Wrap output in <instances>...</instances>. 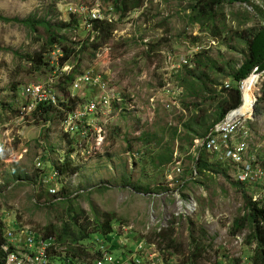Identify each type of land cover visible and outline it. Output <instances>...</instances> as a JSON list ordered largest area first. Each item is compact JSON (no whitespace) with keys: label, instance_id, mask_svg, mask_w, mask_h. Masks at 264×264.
<instances>
[{"label":"rangeland","instance_id":"rangeland-1","mask_svg":"<svg viewBox=\"0 0 264 264\" xmlns=\"http://www.w3.org/2000/svg\"><path fill=\"white\" fill-rule=\"evenodd\" d=\"M196 1L0 0V16L30 19L26 27L0 18V124H8L0 127L1 134L8 131L7 137L0 134V143L12 149L0 157V219L8 229L22 225L43 233L52 224L60 233L73 216L85 224L111 212L114 229L107 237L93 233L89 243L71 241L72 251L82 254L71 252L70 264H92L100 240L125 262L124 245L146 244L166 228L181 252L161 246L165 264H191L184 255L193 248L192 226L195 234L205 231L197 264H252L255 243H246L250 228L235 234L230 229L245 215L246 198L254 196L264 207V188L243 189L212 153L205 155L209 167L198 170L194 143L199 137L192 138L186 123L197 108L215 112L218 99L212 98L221 86L214 85L232 84L229 75L245 57L246 30L264 27V0L221 3L201 17L200 25L191 16ZM69 7L86 13L97 9L109 17L97 23L109 25L90 35L83 16L69 14ZM64 51L70 52L65 62L58 60ZM84 71L111 78L120 100L97 111L87 130L80 128L85 130L82 139L73 140L77 132L64 133V111L52 106L15 119L26 84L51 81L67 110L88 100L91 90L70 94L65 82ZM253 74L255 102L247 140L263 157L264 73ZM255 108L259 113L254 114ZM37 156L39 167L34 166ZM54 167L59 175L51 180ZM51 186L56 190L48 194ZM179 198L192 202L190 212ZM59 259L54 263L62 264Z\"/></svg>","mask_w":264,"mask_h":264},{"label":"built area","instance_id":"built-area-1","mask_svg":"<svg viewBox=\"0 0 264 264\" xmlns=\"http://www.w3.org/2000/svg\"><path fill=\"white\" fill-rule=\"evenodd\" d=\"M67 12L79 17L83 16L84 30L90 32V35L94 32V21L109 20L108 16L101 15L97 9H91L86 13L82 7H69L67 8ZM50 82L43 80L42 82L39 81L23 86L21 98L24 102L16 104V106L18 105V115L15 119H23L25 115L36 110L39 105L52 106L60 111H64V117L62 118L63 131L68 134L77 132L73 140H80L89 126L87 124L92 121L93 115L97 111L108 107L111 102L120 100V97L111 87V78L91 71H84L74 76L67 91L73 94V92L82 89H89L91 93L88 95V100L79 104L74 109L67 110L60 106L59 96ZM242 82L238 84L240 92H242ZM225 87L229 88L231 85L226 83ZM251 113L252 110L248 113L237 114L236 116L230 115L228 117V115H225L223 119L213 125L205 137L195 140L194 147L198 148V150L204 149L209 153L217 155L221 162L229 166L230 174H232L236 182L251 186L252 188H261L258 184L264 182L262 160L258 154L248 151L247 118L250 117ZM83 123L86 124L83 125ZM5 126H8V124H5ZM81 127H84L85 130H81ZM95 131L96 136H100V129ZM241 138H244L245 141L239 144L238 141ZM100 140H96L97 145L100 144ZM12 156L14 155H10V157ZM39 165H41V161L39 156H37L34 166L39 167ZM54 168L55 170H52L49 176L51 180L59 175L58 168ZM55 190L51 186L47 188V193L52 194ZM251 198L253 201H256L254 196H251ZM179 199L178 203L184 207V211L190 212L193 207L192 202H184L181 198ZM3 223L5 225V242L0 246V250L4 253L5 264H55L52 262V257L62 255L61 257L65 258L67 256L69 241L61 242L56 237H44L42 233H36L22 225H17L15 230H11L6 227L5 222ZM34 234H36V237H34ZM125 238H130L128 231L125 233ZM98 240L99 238H97ZM145 243H133L129 247L124 245L127 259L125 262H122L120 259L112 256L111 247L108 245L109 242L100 240L96 244L92 264H126L128 260L127 264H165L164 250L155 241L149 240L145 241ZM154 243L156 248H147V245H154ZM249 246L254 247V244Z\"/></svg>","mask_w":264,"mask_h":264},{"label":"trees","instance_id":"trees-1","mask_svg":"<svg viewBox=\"0 0 264 264\" xmlns=\"http://www.w3.org/2000/svg\"><path fill=\"white\" fill-rule=\"evenodd\" d=\"M249 0H197L194 5L191 7L192 15L196 17V23L201 24V17L206 15L207 17L211 15L212 11L215 10L221 3L233 4V3H245L248 4ZM122 9V7L120 8ZM3 20H9V22H18L24 26H30V19L18 21L16 19L10 20L9 18H5L0 16ZM103 22V21H101ZM95 25V26H94ZM109 25V24H106ZM105 25V26H106ZM102 23L94 22L93 29L100 30L102 29ZM246 37L244 40L245 44V57L240 66L232 73H230L229 78L232 83V86L226 88L225 86L221 85H214L216 88L217 86H221L220 90L214 92L216 93V98H212L215 102L216 99V109L215 112L208 113L206 108H197V114L192 115L189 121L186 123L189 132L192 134V138H203L209 132V130L213 127L215 123L219 120L223 119L224 116L229 112V110L236 108L241 104V92L238 88V84L241 81L248 78L252 73L261 74L264 73V27L259 29H248L246 30ZM70 52L64 51L62 57H59L58 60L66 61L67 56ZM62 61H59L58 64H62ZM35 64H40L36 62ZM36 66V65H35ZM194 76V74H190ZM205 79L207 78L206 74H203ZM264 77V74H263ZM74 77H68L66 82V87L70 85ZM198 80V77H196ZM193 84L196 85L195 79L192 80ZM204 85L207 91L208 86L205 82L201 83ZM221 98V99H219ZM262 99H264V82H263V89H262ZM197 104H195V107ZM42 108L46 111L47 106L39 105L38 108ZM259 113L257 108L254 109V114ZM207 152L204 149L198 154V162L197 168L203 169L204 167H209V164L205 162V155ZM262 164L264 166V153ZM217 165L221 168V170L225 171L227 168L217 161ZM237 183V182H235ZM238 185L242 186L243 189H247L245 184L237 183ZM246 213L244 216L235 219L232 228L230 229L231 234H235L238 231H241L244 226H248L250 228L249 234L246 236V243L251 245L255 243L254 253L251 257L252 264H264V207L260 205L258 201H253L251 196L246 198ZM111 212H107L104 219L101 221L97 216L93 220H86L85 224H79L78 218L79 216H73L70 221H66L64 226L62 227V231L60 233H56V226L52 224L47 225L43 229L44 237H56L61 242L69 241L67 256L65 258L61 256L59 257L62 264L70 263L71 259L69 256L73 253L74 256H79L80 253L82 254V250L76 252L75 249L72 251L73 243H80L81 241H86L89 237L94 234L102 233L104 235H100L103 237H107L113 229V219L114 216H111ZM4 230L5 225L2 223L0 219V246L5 242L4 238ZM197 231L196 227H191V245L193 248L184 255V257L188 258L191 261V264H197L199 259L201 258L202 252L204 250V242H205V231H202L200 234H195L194 232ZM128 236H132L128 233ZM157 238L158 246L163 247L165 250H175L177 253L181 252V249L174 243L176 242L174 238H172V231L171 228L162 229L159 232H156V235L153 238H150V241H154ZM72 241V242H71ZM89 243V242H88ZM177 246V247H175ZM161 247V249H163ZM69 251V253H68ZM72 252V253H71ZM4 253L0 250V264H5ZM55 257H52L54 259ZM182 264V263H181Z\"/></svg>","mask_w":264,"mask_h":264},{"label":"bare ground","instance_id":"bare-ground-1","mask_svg":"<svg viewBox=\"0 0 264 264\" xmlns=\"http://www.w3.org/2000/svg\"><path fill=\"white\" fill-rule=\"evenodd\" d=\"M7 3V2H6ZM254 76V74L253 75H250L248 78H246L245 80H243V82H242V86H241V89H242V97H241V99H242V101H241V104L239 105V107H236V108H233V109H231V110H229V112L226 114V115H228V117L230 116V115H233V116H236L237 114H244V113H248L250 110H252L253 108V104H254V102H255V96H254V89H255V87H253L254 85H255V81H254V79H252V77ZM232 85V84H231ZM252 113H253V110H252ZM249 118H251V117H248L247 118V120L249 119ZM211 130V129H210ZM210 130H209V132H210ZM249 131V130H248ZM208 132V133H209ZM65 133V132H64ZM207 133V134H208ZM245 141V139L244 138H241V139H239V141H238V143L239 144H241V143H243ZM201 151V149L200 150H198V152H200ZM206 151V150H205ZM248 151L249 152H251V153H256V154H258L259 155V152H256V151H254V150H252L251 148H250V146H249V148H248ZM207 152V151H206ZM209 153V152H208ZM264 153V152H263ZM215 155V154H214ZM216 156V158H217V161H219L220 163H222L224 166H228V165H226L225 163H223V162H221L219 159H218V156L217 155H215ZM260 156V159H262L263 157L261 156V155H259ZM229 167V166H228ZM234 180V179H233ZM235 181V180H234ZM236 182V181H235ZM237 183H239V182H237ZM242 184V183H241ZM259 185V187H263L264 188V182L262 183V184H258ZM247 186V185H246ZM247 187H250V186H247Z\"/></svg>","mask_w":264,"mask_h":264},{"label":"crops","instance_id":"crops-1","mask_svg":"<svg viewBox=\"0 0 264 264\" xmlns=\"http://www.w3.org/2000/svg\"><path fill=\"white\" fill-rule=\"evenodd\" d=\"M4 126L5 125H2L1 126V124H0V127H3L4 128ZM0 132H2V131H0ZM1 134V133H0ZM8 131L7 130H5L1 135L2 136H4V137H7L8 135ZM1 136V137H2ZM1 139V138H0ZM2 143V142H1ZM0 143V157L2 156V153H4V154H7V152L9 151V150H12L11 148H10V145H6V144H1ZM10 155H13V153H10ZM10 155H8L9 157H10ZM7 223H8V221H7ZM52 262H56V261H54L53 259H52ZM67 264V263H66Z\"/></svg>","mask_w":264,"mask_h":264},{"label":"clouds","instance_id":"clouds-1","mask_svg":"<svg viewBox=\"0 0 264 264\" xmlns=\"http://www.w3.org/2000/svg\"><path fill=\"white\" fill-rule=\"evenodd\" d=\"M94 22H97V21H94ZM93 24H94V23H93ZM93 31L95 32V30H94V29H93ZM86 33L90 34V32H87V31H86ZM92 39H94V38H92Z\"/></svg>","mask_w":264,"mask_h":264}]
</instances>
